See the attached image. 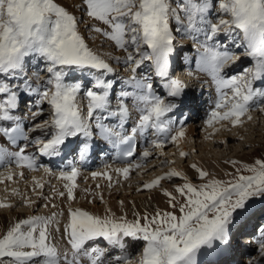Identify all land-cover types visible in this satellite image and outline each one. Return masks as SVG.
<instances>
[{"label":"snow or ice","instance_id":"1","mask_svg":"<svg viewBox=\"0 0 264 264\" xmlns=\"http://www.w3.org/2000/svg\"><path fill=\"white\" fill-rule=\"evenodd\" d=\"M79 7L93 22L88 31L110 42L121 55L100 54L90 48L80 32V22L56 0H0V137L16 149L0 146V166L14 165L21 170L0 174V184L13 181L14 175L23 179L25 169L38 170L35 158L28 154L33 145L41 156H59L69 138L82 135L91 139L94 129L126 162L115 169L125 180L145 166L153 150L163 154L166 144L178 146L185 135L184 121H175L170 114H175L176 101L186 85L169 75L174 33L191 42L196 70L215 85L217 96L205 121L207 127L225 123L237 127L244 118L250 121L253 111L264 113V91L254 87L264 81V0H80ZM242 58L250 66L227 75ZM109 60L122 64L127 73V78L119 81L123 87L116 94V110L110 109L117 79ZM142 68L150 71L142 73ZM74 73L87 77L88 84L83 80L68 82ZM153 75L163 82L166 98L156 93ZM81 95L86 112L79 102ZM22 96L37 97L33 121L44 114L43 105L49 113V119L33 123L27 133L15 114ZM128 100L138 119L125 133ZM106 120L116 123L106 124ZM177 123L180 126L174 127ZM37 132L44 138L30 137ZM149 132L155 139L132 162L135 140ZM124 145L127 148H122ZM87 147L85 144L79 153L82 159ZM179 155L184 158L187 153ZM229 163L236 169L235 174L227 173L230 179L209 178L208 172L192 165L201 181L198 184L175 169L144 183L143 189L151 190L173 177L185 181L175 188L178 195L163 192L171 211L156 210L142 216L133 212L135 218L129 220L107 209L100 216L69 207L62 230L68 250L63 254L52 242L51 233L54 224L55 231H61L57 216L63 213L18 219L0 232V264H196L202 248L228 242L234 213L252 198H264V159L239 167L236 161ZM44 172L51 174L48 168ZM78 175L75 167L57 175L65 182V191L59 196L66 192L70 204L75 199ZM91 175L111 181L107 172ZM33 184L34 190L43 189L41 181L33 179ZM11 195L19 193L13 189ZM24 205L31 207L32 201L26 199ZM11 207L6 200L0 201V208ZM129 239L136 242L132 247L139 249L134 259L124 254ZM258 244L264 256V226Z\"/></svg>","mask_w":264,"mask_h":264},{"label":"rangeland","instance_id":"2","mask_svg":"<svg viewBox=\"0 0 264 264\" xmlns=\"http://www.w3.org/2000/svg\"><path fill=\"white\" fill-rule=\"evenodd\" d=\"M56 2L58 4H60L61 6L65 7V9L67 11H69L71 14H73L77 18V20L80 22L79 23L80 32L84 36L85 41H86V43L88 44L89 47L93 46V45H95L96 47H99L101 52H98V53H100V54H103L105 52H112L114 56L121 55V53H119V52L114 50V46L111 45L110 42H107V41L104 40L103 37L97 36L96 34L90 33L88 31V28L91 26V24L93 22L88 19V17L84 14L83 10L79 7L80 0H56ZM174 35L176 36V39L174 41L175 50H176L177 47H178V46L176 47V45L178 43H180L177 40H180L181 37H180L179 34H176V33H174ZM183 41H188V40L183 39ZM90 48L93 49V47H90ZM179 50H180V47H179ZM236 51H240V50H236ZM177 54L180 56L181 60L178 61V65L176 63L173 66L172 70H174V68H176V66H178L177 67L178 70L176 68V71H175L176 75H175V77H172V78L173 79L180 78V79L186 80V81H188L190 83L191 80L195 78V76L193 75V70L194 69L191 68V64H193V60H195V54H196L195 53V48L191 44L190 41H188V43L184 42L183 49H182L181 53L177 52ZM186 55H188L189 58H190V61H189L190 65L188 66V68L186 66H184V60H183V58ZM171 58H170V61H171ZM245 59L246 58H242L241 61H239L236 65H240L241 68H242L243 65L247 63V61L244 62V63L242 62ZM108 63H110V65H112L116 69V79L118 81L117 82V86H119L120 88L123 87L119 83L120 80L127 78V73H125L123 71V65L122 64L121 65H117L114 60H109ZM31 66L32 65H29V67H31ZM246 66H250V65H246ZM246 66H244V67H246ZM172 70L170 72V75L173 72ZM149 71L150 70L147 69V73ZM189 72H191L192 74L189 75L188 74ZM237 72L238 71H235L234 74H236ZM153 76H152V78H153ZM205 77L208 78V76H205ZM69 78L70 79H68V82L78 81V80H75V78H71V76ZM153 83L154 84L156 83V85H154V89H155L156 93L158 95H160L162 98H166V92L163 89L162 85H159V84L157 85V81L155 82L154 79H153ZM158 83H160V82L158 81ZM117 86H116V88H117ZM127 90H130V89H127ZM204 90L206 91V89H204ZM213 90L215 91V87L213 88ZM258 90H260V89H258ZM115 93L116 92H114V95H112L113 96L112 99H111V96H110V101H111L110 102V106H112V108H110L111 110H116V108H117V100H116V97H115ZM81 100L84 101L83 95H81L79 97V102L81 103L82 109L86 112L85 105H84V103L81 102ZM125 103L129 106L130 103H132V102H131V100H128ZM43 108H44V114L42 116L38 117V119H35V121H32V124L33 123H40L42 120L49 119L48 106L47 105H43ZM257 112H258V110L251 113L252 119L250 121L247 120V119L245 120V118H244L243 123L240 124L239 126H237V127L229 126L228 129H236L237 130L241 126L251 125L250 124L251 122H255L254 125H256L258 127L257 129H254V130L251 129V128L246 130V135H244L243 137H246L248 139H243V137L242 138L240 137L239 139H236L235 141L228 142V147L230 148V150L225 148L223 143L220 145V148H213V147H211V145H207V144H209L208 143V139L210 140L211 138L212 139L219 138V135L227 133L226 131L228 129L224 130L223 127H222V125L224 126L226 123L225 124H216L215 127L216 126L217 127H221L222 129L219 128V131L216 133V135L211 136V135H207L209 133H206V131H207L206 129H210V128L205 125V121L198 120V121L192 122V124L189 125V127L190 126H194V127H197V128L199 127L197 129L198 132L206 133L205 134L206 140L203 137L200 138V136H201L200 134L201 133L198 134L199 137L191 138L192 140L190 138H186L185 141H188V144H194L195 143V144L198 145V147L194 150V152L188 153L186 157H184V158L180 157L179 150H178L179 147L177 145L168 143V144H166L167 146L164 147L163 150H162L163 154H161L160 150H153V154L145 162V166H146V164L148 162V164L150 163L154 167L151 168V170H149V171L147 170V172H145L143 174H138V172L140 173L143 170V167H142V168L136 169L135 171L131 172L130 175H129V178L127 180H125V179H117V182L115 184H114V181H109V180H106V181L102 180L100 182H96V181H93V180H89L88 181L87 179L85 180V178H83L84 181H83L82 184H86L87 183L88 185L91 186L92 183L96 182V186L99 185V187L91 188V192H90L89 196H87L86 198L80 196L79 194L76 193V191H74L75 199L71 202V204L66 199L65 203H63V206L65 208L64 210H62L63 213L65 211L67 212L69 207H72L73 209H75L78 206H81V207L84 206V207L89 208V210H87V211H89L90 213H92V211H90V210H92L94 208H98V207H101V206L106 207L105 206L106 201H107L106 200V198H107L106 196L109 195V194L112 195L115 191L120 190V189L125 190L126 188H128V187H126L127 184H129L131 182H133V185L134 184L138 185V187L140 189L142 188L140 192H142V194H144V195L150 194L151 192H153V190L155 192H158V193L159 192L163 193L164 190H165V191L171 192L174 196L178 195L175 192V188L180 186V185H182L185 181L183 179H180V178L177 179V177H173V179H174L173 181L166 182L163 185L164 186V190L162 189L163 191H161L160 186L157 187V188L151 189V190L143 189L142 186H143L144 183L150 182L156 176L163 175L164 173H166V171H169V169H174V168L176 169V168H180L181 166H188V165L192 166V165H195L197 168L205 171L203 168H200L199 164L195 163L194 159L202 160L203 162H205L207 164V162L209 163L211 158H214V154H217L220 157L223 156V157H225V159L227 158L225 160V162H223V164H225L226 166H228L230 168V171L228 173H233V174H235L236 169L229 163L230 161H236V166L237 167H239L241 165H244V164L253 165L256 160L264 159L263 144L260 141L261 138L264 137V128L262 126L263 123H261L260 119H258L259 117H261L260 116L261 114H259V113L257 114ZM133 118H134V115L132 116L131 120ZM259 123L262 124V125H260ZM259 128H263V130L262 131L261 130L258 131ZM213 134H215V133H213ZM36 138H44V137H43L42 133L37 132L35 135H33L32 139H36ZM245 142H248L247 146H246ZM199 146H202V148L206 147L207 148L206 150H208V151H209L208 148H211L210 150L212 152L211 153L208 152V151L200 152L199 151L200 150ZM170 150H173V151L171 152ZM218 151H220L221 153L218 152ZM162 162H163V167H161V163ZM153 163H155V164H153ZM209 165L211 166V164H209ZM44 168L45 167H42V168H39L37 171L25 173L28 176L26 175V177L24 179H21V180H19V179L17 180L16 179L15 181H10V182L8 181L6 183L0 184V197H2V196H10L11 195V191L13 189H15L19 193V195H17V197H22L23 196L27 200H30V201H33V202L36 203L32 209L30 207H25V205L22 203V204L18 205L17 207L13 206L11 208H0V211H2V210H5V211L10 210V213L11 212H15V211L16 212L25 213V215L27 214L28 216L25 217L24 219L28 218L31 215H39V216H45V217L49 216V214L52 213V211H51L52 210V206H51V204L50 205H45L44 202L49 201L47 198H50V196L54 195V190H56L57 188L59 189L60 186H61V183H60V180L57 179V176L56 177L53 176L55 173L54 174L52 173L53 175L49 174L48 177H47L48 179L45 178L44 180H42L43 177H45V175H47L44 172ZM9 170H11L13 173L19 172V169H16L15 166L14 167H6L4 169V171L6 173H8ZM44 173H45V175H44ZM208 173H209V178H213L214 177V178H218V179H230V177L227 175V172H224V171L220 175H217V176H214L210 172H208ZM245 174H247V173H245ZM33 178L38 180V181H41L42 183L44 182L43 183V185H44L43 189H35L34 190V184H29V183H31ZM191 182L193 184H198L201 181H199L198 179L195 178ZM110 184H111V186H110ZM76 185H80V184H77V182H76ZM90 186H88V187H90ZM28 187L30 188L29 190H28ZM101 193H103L104 197H106V198H102L101 199L100 198V196H101L100 194ZM107 199H109V198H107ZM262 199H264V198H252L251 200H249L247 202L245 208L241 209V210H238L236 213L233 214V217H237L238 218L241 214L246 212V210L250 206H254L255 204L259 203L260 200H262ZM253 201H255L256 203H253V204L250 203V202H253ZM116 202L121 204V202H123V199L122 198H117ZM263 202L264 201L262 200L260 202V204H263ZM29 208L31 209L30 211L28 210ZM156 210L171 211L172 209H170L168 207V204H167L166 207L157 208V209H154V210L141 212L139 214H141V216H142L144 213L147 212L148 214L151 215V214H154ZM92 214L99 215V214H96L94 212ZM63 215H61V216H63ZM100 216H103V215H100ZM120 216H122V215H120ZM116 217H119V216H116ZM127 218L129 220H133L135 217L133 216V217H127ZM232 227H234V226H231L229 228V230ZM238 237L239 236H236L237 239H238ZM135 243L136 242H133V241H131L129 239L127 241V243H126V252L127 253L126 252L124 253L125 255H128V256H130L133 259L135 258V255H138V253H139V249L138 248L132 247V245H134ZM103 245H104V243L101 244L102 247H103ZM216 245L218 246V249H221L220 242H214L212 248H214V246H216ZM212 248H202L200 250V252H203L204 254L205 253H211ZM58 250L61 251V249H58ZM228 250H230V249H228ZM216 251H217V249H216ZM200 252H198V253H200ZM117 254H119V253H117ZM204 254L203 255L199 254V256L202 257V256H207L208 255V254L207 255L206 254L204 255ZM209 255H211V254H209ZM236 255H237V257L240 258L241 254L239 252H236ZM250 261H252L253 264H264V256H261L260 250H259V246L255 247L247 257L243 258L241 264H249Z\"/></svg>","mask_w":264,"mask_h":264},{"label":"bare ground","instance_id":"3","mask_svg":"<svg viewBox=\"0 0 264 264\" xmlns=\"http://www.w3.org/2000/svg\"><path fill=\"white\" fill-rule=\"evenodd\" d=\"M179 42H180V51H181L183 49V44H184L185 41H183V39H180ZM90 47H93V50L94 51L101 52L100 49H99V47H96L95 45L90 46ZM176 59H177V55L173 53V60L171 58L170 66H169V68L171 67V70L173 69V66L176 63ZM246 61H247V59H245L242 62L244 63ZM195 68H196V66H195ZM203 74H205V73H203ZM169 75H170V71H169ZM201 75H202V73H201ZM205 76H207V75L205 74ZM205 76H204V78H207ZM208 78L210 79V77H208ZM203 79L201 77H197V78H194L193 81H196L197 83L201 84V83H204L205 82V80H203ZM86 80H88V79L86 78ZM212 85H214L212 82L211 83L206 82L205 84H203V86H205V87H210V86L212 87ZM255 85H261L264 88V81L257 82ZM214 87H215V85H214ZM204 89H206V88H204ZM216 96H217V94H213V96H212V99H213L212 108H214ZM254 107H255V105H254ZM33 111H35V110L32 109L31 110V113ZM258 113L261 114L260 115L261 117H259L258 119H260V122L263 123V125L260 124V123L259 124L262 125L263 128H264V113H261L260 111H258L257 114ZM245 120H246V118H245ZM250 124L251 125L241 126L237 130L236 129H228L229 126H231L230 124L229 125L228 124H225L224 126L222 125V127H223L224 130H227L228 129L226 131L227 133L226 132H225L226 134H221L220 133L221 135H219V138H215V139H212L211 138L210 140L208 139V143L209 144H207V145H211V147H213V148H220V145L223 143L224 146H225V148H227V149L230 150V148L228 147V142L235 141L236 139H239L240 137L242 138L244 135H246V130L247 129H250L251 128V129L254 130V129H257L258 128L256 125H254L255 122H251ZM183 127L185 129V135H184V138L181 140V142L178 145V147H179L178 150H179V153L181 151H183V152H185L187 154L190 153V152H194V150L198 147V145L195 144V143L194 144H188V141H185L186 138H190V139L191 138H194V137L196 138V137H199L198 134L201 133L200 134L201 135L200 138L203 137L206 140V138H205V134L206 133H209L207 135L214 136L219 131V128H221V127H217V126L215 127L214 126V128L206 129L207 130L206 133H202V132H198L197 129L199 127L198 128L197 127H194V126H190L189 127V124H187V125H185ZM263 128H259L258 131H260V130L262 131ZM213 133H215V134H213ZM243 139H248V138L243 137ZM260 141L262 142L263 149H264V137H262ZM247 143L248 142H245L246 146H247ZM166 146L167 145H165V147ZM199 149H200L199 150L200 152L208 151V150H206L207 149L206 147H203L202 148V146H199ZM208 149H209L208 152L211 153L212 152L210 150L211 148H208ZM170 151L172 152L173 150H170ZM218 152H220V151H218ZM226 159L223 156L220 157L217 154H214V158H211L210 161H209V163L207 162V164L205 162H203L202 160H199V159H194V161H195L196 164H199L200 165V168H203L206 172H210L214 176H217V175H220L223 171L224 172H227V173L230 171V168L228 166H226L225 164H223V162H225ZM147 164H148V162H147ZM147 164H146L145 167H143V170L140 173L138 172V174H143V173L147 172V170L149 171V170H151V168L154 167L150 163L148 165ZM153 164H155V163H153ZM209 164H211V166ZM121 167H124V166H120V167L119 166H112L111 168L108 167V168H106L104 170L99 171V173L107 172L111 176V181H114V184H115L117 182V179H124L122 176H118L116 174V172H115V169L116 168H121ZM96 170H98V169H96ZM96 170H94L93 172H97ZM175 170L183 173L184 176H187V178H188L189 181L194 180L196 178V176H197V173L191 167V165L181 166L180 168H176ZM93 172L91 171L89 173H86L85 175L79 173V175L77 176L76 182H77V184H80V185H77V187L75 188L74 191H76L77 194H79L80 196H82L84 198H86L87 196H89V194L91 192V188H96L97 187L96 186V182H100L102 180H104V181L108 180V179L104 178L103 176H97L96 178H93L92 175H91V173H93ZM0 173L1 174H4V175L7 174L5 171L0 172ZM26 175L27 174L24 173V178L26 177ZM44 175H45V173H44ZM48 175L49 174L45 175V177H43L42 180H44L45 178H47ZM54 175L56 177L58 175V172H56ZM83 178H85V180L87 179L88 181L89 180H93V181H96V182L95 183H92L91 186L88 185L87 183L86 184H82L83 181H84ZM16 179L17 180L18 179L21 180V178L19 176L14 175L13 181H15ZM33 179H32V181H33ZM173 180H174L173 178L171 180H167V179L166 180H162L161 183H160V189H161V191L164 190V186L163 185L166 182L173 181ZM32 181L29 184H33ZM6 182H8V181H5V183ZM60 183H61L60 188L59 189L57 188L56 190H54V195L53 196H50V198H47L49 201L44 202L45 205H50L51 204V206H52V210H51L52 213H50L49 216L52 215L53 213H57V214L63 213L62 210L65 209L64 206H63V203H65V201L67 199V193L65 192V195L63 197L59 196V192L65 191L64 190V187H63V184L65 182L62 181V180H60ZM88 186H90V187H88ZM126 187H128V188H126L125 190L120 189V190L115 191L112 195L109 194L110 196L107 195L106 197L109 198V199H107L106 197H104V194L101 193L100 194L101 195L100 198L101 197L102 198H106V200H107L106 201V204H105L106 207L101 206V207H98V208H94V209H92L90 211H92V213L94 212V213L99 214V215H105V210L107 209V210H110V212L112 214L116 215V216L126 215L127 217H133V212L141 213V212H145V211H149V210H154V209H157V208H163V207H166V205H167L168 198L165 197L163 195V193H160V192L158 193V192H155L153 190V192H151L150 194L144 195V194H142V192H140L141 190L139 192L137 191V189L139 187H138V185H135V184L133 185V182L127 184ZM29 189L30 188L28 187V190ZM117 198H122L123 199V202L121 204L117 203L116 202V199ZM5 200L8 203L12 204L14 207L15 206L17 207L18 205H20L22 203L24 204V201L26 200V198H24L23 196L22 197H17V196H12V195L0 197V201H5ZM35 204L36 203L32 201V206L30 208L32 209ZM80 207L81 206H78L76 208H80ZM30 208L28 209L29 211L31 210ZM81 209L86 210V211L89 210V208L84 207V206H82ZM63 214L65 216L64 215L63 216H61V215H58L57 216V219L60 220V225L59 226L61 228V231L60 232H56L55 231V228H56V225L55 224L52 226V229H51L52 242L57 246L58 249H61V251H60L61 254H63L66 250H68V245L66 244V241H64L62 239V230H63V225L66 223L67 212L65 211ZM27 216L28 215L27 214L25 215V213L16 212V211L15 212H11V213H10V210H8V211H5V210L0 211V232H3L6 229L7 226H10L12 223L16 222L18 219H24ZM233 228L234 227H232L229 230V233L231 232V230H233ZM231 242H232V238L229 235V240H228L227 243H224V244H221L220 243L221 250H222V248L224 246H226L225 244L231 245ZM225 248L226 249H230L229 246H226ZM216 249L219 250L217 245L214 246V248H212L211 253H205V254H208V255L211 254L209 256L212 257V255L216 252ZM227 252H228V250H226L224 253H227ZM199 254H202L203 255L204 253L203 252L197 253V256H198V257L196 256L197 257L196 258L197 260L198 259L200 260ZM61 259H63V255H61ZM197 260H196V263L199 261V260L198 261Z\"/></svg>","mask_w":264,"mask_h":264}]
</instances>
